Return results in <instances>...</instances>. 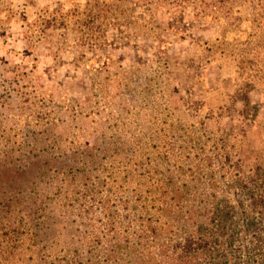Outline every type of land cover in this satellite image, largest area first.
I'll return each instance as SVG.
<instances>
[{"label": "rangeland", "instance_id": "rangeland-1", "mask_svg": "<svg viewBox=\"0 0 264 264\" xmlns=\"http://www.w3.org/2000/svg\"><path fill=\"white\" fill-rule=\"evenodd\" d=\"M90 1L0 0V264H264V25Z\"/></svg>", "mask_w": 264, "mask_h": 264}, {"label": "trees", "instance_id": "trees-1", "mask_svg": "<svg viewBox=\"0 0 264 264\" xmlns=\"http://www.w3.org/2000/svg\"><path fill=\"white\" fill-rule=\"evenodd\" d=\"M133 5L141 8L143 12L163 11L172 16L188 11V16H192L194 20L202 21L205 24L211 23L219 29L227 31L237 29L239 26L237 16L243 9L253 17L254 25H264L262 18L264 16V0H110L108 2L93 0L85 5L84 26L91 31L101 14H105L106 17H108V13L112 15L120 13L125 16L129 14ZM253 182L255 184L254 179ZM178 193L179 191H176L175 195L171 197L174 200L173 203L176 202V208L180 206ZM187 212L192 213V216L195 214V211Z\"/></svg>", "mask_w": 264, "mask_h": 264}]
</instances>
